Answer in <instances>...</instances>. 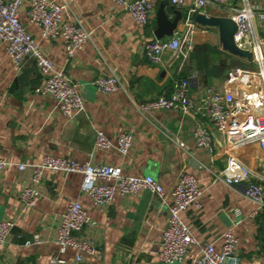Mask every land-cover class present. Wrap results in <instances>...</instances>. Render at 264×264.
Wrapping results in <instances>:
<instances>
[{
    "label": "crops",
    "instance_id": "0c3cea01",
    "mask_svg": "<svg viewBox=\"0 0 264 264\" xmlns=\"http://www.w3.org/2000/svg\"><path fill=\"white\" fill-rule=\"evenodd\" d=\"M55 1L67 4L65 20L77 19L93 31V40L71 58L62 38H48L40 26L30 22L28 0L20 17L40 48L79 84L85 108L72 117L65 116L57 100L37 93L44 77L36 62L30 60L18 70L7 45L0 42V157L10 162L0 178V220H15V234L30 237L39 232L51 239L47 244L27 247L15 236L0 251V264H53L54 256L63 258L65 264H74L76 249L60 255L59 246L52 239L61 214L75 200L98 223L92 237L99 246V254L85 255L82 264H179L160 258L169 209L166 201L148 189L128 196L117 192L110 207L101 208L82 192V173L46 170L41 197L34 207L26 208L19 191L30 184L31 175L28 170L20 171L18 165L39 163L46 155L120 167L130 176L151 175L166 190L175 186L182 173L194 174L204 190L203 207H191L180 215L197 240L183 264H191V259L201 252L203 242L220 250L227 231L239 239L231 264H264V208L252 216L257 205L245 197L244 186H227L214 175L227 164L230 144L224 136L202 117L213 139L214 152L210 153L197 146L190 116L173 109H139L141 104L160 95H171L176 82L183 78L190 79L191 96L196 101L209 87L224 89L230 71L238 65L237 58L222 49L218 29L195 25V49L188 60L170 64V52H166L162 63L152 64L145 47L149 40L157 39V11L164 0H150L154 12L147 26L139 25L112 0ZM251 2L264 8V0ZM237 5H242L240 0L208 6L203 11L229 16L231 8ZM177 8L184 14L178 29L185 30L193 0H185L184 6ZM166 10L174 19V11L170 7ZM255 26L264 37V22L256 18ZM112 72L121 78L127 92L104 94L93 86L97 77ZM124 130L134 136L127 156L116 147ZM98 131L112 141L111 149L98 148ZM232 152L250 167L254 180L264 185L261 144L249 143Z\"/></svg>",
    "mask_w": 264,
    "mask_h": 264
},
{
    "label": "built area",
    "instance_id": "2783aa9c",
    "mask_svg": "<svg viewBox=\"0 0 264 264\" xmlns=\"http://www.w3.org/2000/svg\"><path fill=\"white\" fill-rule=\"evenodd\" d=\"M26 0H0V42L7 45V51L14 59L18 70H22L30 60H34L44 83L37 93L57 100L61 112L72 117L84 111V98L79 91V84L64 68L56 63L40 48L35 36L22 22L20 13ZM129 12L141 26L150 23L154 4L150 0H112ZM176 7H183L185 0H171ZM232 0H193L194 10H203L208 6L229 4ZM27 15L30 22L41 27L43 34L51 39L62 38L67 54L71 58L76 50L93 40V31L86 29L77 20L63 18L66 3L55 0H28ZM242 5L231 8V17L238 26L235 36L239 48L253 54V63L247 67L235 66L225 81L223 90L213 87L194 100L191 96V81L183 78L176 82L171 95H160L157 99L141 104L140 110L173 109L190 116L194 121V139L198 147L214 152L211 133L202 120L207 118L214 128L230 144L227 164L223 170L214 173L217 181L227 186H244V195L257 205L252 216L264 208V185L254 180L249 166L240 161L232 152L240 146L259 142L264 149V37L260 36L255 26V19L264 22V8L251 2L240 0ZM195 24L190 16L186 20V29H177L169 39H153L146 43L145 53L152 64L164 61V54L170 52L169 63L185 62L194 51L192 34ZM93 86L104 94L125 92L128 88L121 78L112 72L97 77ZM134 144V136L128 130L118 136L117 150L124 156L129 155ZM97 146L103 150L113 147L112 141L103 131L97 132ZM232 148V149H231ZM10 162L0 157V178ZM20 171H29L30 184L19 191V197L26 208L35 206L42 195L44 172L66 171L83 174L82 192L89 195L94 204L108 208L114 196L135 195L143 189L150 190L159 199L168 204L167 225L163 231L162 252L160 258L167 263H185L190 250L197 244L191 229L182 221L181 213L191 207L201 210L204 190L194 174L182 173L171 190H166L161 182L151 175L130 176L120 167L93 162H78L65 157L46 155L36 164L20 163ZM98 223L91 218L79 201H71L60 216L55 237L52 239L59 246L60 255L73 248L77 255L74 264H82L84 256H97L99 246L92 234ZM16 221L0 220V251L16 236L24 246H41L51 241L37 232L30 237L15 234ZM220 250L214 244L203 242L201 252L191 259V264H231L234 259L238 237L231 231L223 236ZM53 264H65L60 256H54Z\"/></svg>",
    "mask_w": 264,
    "mask_h": 264
},
{
    "label": "water",
    "instance_id": "95a60500",
    "mask_svg": "<svg viewBox=\"0 0 264 264\" xmlns=\"http://www.w3.org/2000/svg\"><path fill=\"white\" fill-rule=\"evenodd\" d=\"M167 7H170L174 11L176 15L174 19L169 17L166 10ZM183 16V12L171 0L161 2L157 11L156 38L164 39L165 37H171L178 29V25L182 21ZM191 21L193 24L201 27L217 28L222 49L237 58L238 66L247 67L248 64L253 63L252 52L241 49L236 44L235 36L238 31V26L231 17L211 15L197 9L191 14ZM244 61H247L248 64Z\"/></svg>",
    "mask_w": 264,
    "mask_h": 264
}]
</instances>
